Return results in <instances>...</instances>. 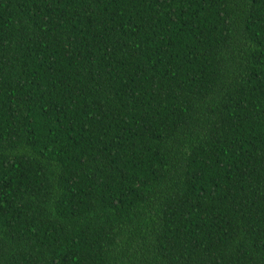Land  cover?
Returning a JSON list of instances; mask_svg holds the SVG:
<instances>
[{"label":"trees","instance_id":"trees-1","mask_svg":"<svg viewBox=\"0 0 264 264\" xmlns=\"http://www.w3.org/2000/svg\"><path fill=\"white\" fill-rule=\"evenodd\" d=\"M0 264H264V0H0Z\"/></svg>","mask_w":264,"mask_h":264}]
</instances>
